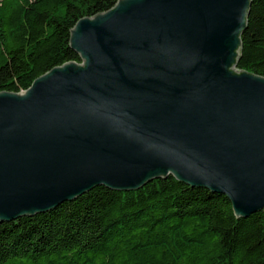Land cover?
Wrapping results in <instances>:
<instances>
[{
    "label": "water",
    "instance_id": "water-1",
    "mask_svg": "<svg viewBox=\"0 0 264 264\" xmlns=\"http://www.w3.org/2000/svg\"><path fill=\"white\" fill-rule=\"evenodd\" d=\"M252 2L119 0L80 20L81 63L0 93V223L169 177L264 213V77L237 69Z\"/></svg>",
    "mask_w": 264,
    "mask_h": 264
},
{
    "label": "trees",
    "instance_id": "trees-1",
    "mask_svg": "<svg viewBox=\"0 0 264 264\" xmlns=\"http://www.w3.org/2000/svg\"><path fill=\"white\" fill-rule=\"evenodd\" d=\"M119 0H0V93L56 67L82 19ZM237 69L264 77V0H253ZM0 264H264V213L237 218L225 195L173 177L138 191L96 187L33 217L0 223Z\"/></svg>",
    "mask_w": 264,
    "mask_h": 264
}]
</instances>
